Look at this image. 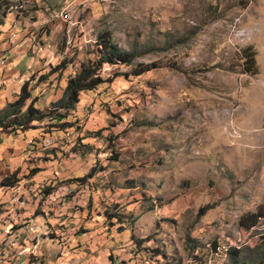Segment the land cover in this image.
I'll use <instances>...</instances> for the list:
<instances>
[{"label":"rangeland","instance_id":"1","mask_svg":"<svg viewBox=\"0 0 264 264\" xmlns=\"http://www.w3.org/2000/svg\"><path fill=\"white\" fill-rule=\"evenodd\" d=\"M107 33L135 63L105 64V80L122 75L82 92L67 128L38 124L63 140L61 175L33 188L34 173L22 177V213L45 217L30 231H44L42 252L60 264H229L232 248L264 253V0H0V69L15 63L30 83L24 115L33 99L50 112ZM138 64L157 68L131 75ZM11 225L16 264L40 263L19 240L27 224Z\"/></svg>","mask_w":264,"mask_h":264},{"label":"crops","instance_id":"2","mask_svg":"<svg viewBox=\"0 0 264 264\" xmlns=\"http://www.w3.org/2000/svg\"><path fill=\"white\" fill-rule=\"evenodd\" d=\"M14 67H15V63L13 64L11 63V66H9V68H7L4 72L1 71L0 69L1 71L0 74L2 76L4 75V77L9 78L6 79L4 82H1V78H0V82H1L0 84L2 85V83H4L5 85L4 89L0 90V110L5 108L9 103H13L14 101L17 100V97L21 91L20 89L22 88L23 85V80H21L20 78L21 76L20 72H17ZM17 67L21 71L23 70V68H25L23 67V62L19 63V66ZM38 104L39 107L40 106L42 107L41 100L38 101ZM41 127L42 126L39 125L38 128L35 130H29L26 132L18 130L11 134L0 132V183L5 178L16 173L18 179H20L17 186H20L25 181V179L22 178L24 175L28 174L29 172H33V170L39 169L40 173L38 174L36 173L32 175L30 180L27 181L28 183L31 184L30 187L33 188V186H35L36 183H38L42 178L51 177L50 176L51 174L54 175L55 173L54 171H56L57 176L61 175L56 167L59 161H54V158L58 157L55 160L60 159V153L61 154L63 153L62 149L64 147L63 140H61V137L60 138H55V136L52 137L50 133L44 132V129ZM37 139H39L40 141L38 142ZM48 145L55 146L51 150V152H48L49 149L47 150ZM60 145L61 147H59ZM12 194H13V188H5V187L0 188V206L3 205V207L0 208V244L7 239L6 232L9 231L8 227L11 225V222L13 221H16L17 223L22 222L23 224H27L25 225L26 227L24 228L28 227L27 229L28 231H26L27 234L25 233V235L20 236L19 240L23 239V241L26 242L28 245H30L32 242L33 245L32 251L35 252L38 251V253L41 254L39 256V259L37 258V261L39 260L40 263H35V264H49V262L51 264H60L61 261L52 263L53 257L50 256L49 253L46 255V253L42 252L44 251L42 249H44L47 240V238L44 237V231L40 232L39 234H32L30 232L32 230V227H34L35 225H39V221L45 219V217L42 215L43 217H38L36 219L34 218L29 219L26 214L22 213V209H27L26 208L27 201L25 197L20 201L16 202V199ZM37 201L34 203L35 207L38 206ZM48 203H49L48 200L44 202L45 205H47ZM10 228H12V225ZM17 232L20 235V231ZM15 236L17 235L15 234L14 237ZM80 240H82L81 237ZM9 243L11 244L12 242H8V244ZM12 245L14 252L15 250L17 251L21 250V247L18 245V243ZM27 250L28 247H26L25 251ZM19 254L24 255V252H21ZM11 256H12V252L10 253V256L8 255L5 256V258H3V261H5L7 264H13V263L16 264V262L14 261L16 257H11ZM20 260L21 262L17 264L29 263L27 261L28 260L27 257L26 258L21 257Z\"/></svg>","mask_w":264,"mask_h":264},{"label":"trees","instance_id":"3","mask_svg":"<svg viewBox=\"0 0 264 264\" xmlns=\"http://www.w3.org/2000/svg\"><path fill=\"white\" fill-rule=\"evenodd\" d=\"M97 44L99 51L98 59L88 64H82L80 71L75 76L69 78L63 96L58 102L54 103V108H52L50 112L37 108L35 106L36 101L33 99L28 106L26 115H24L22 108L25 106L27 100L32 99V90L29 89L30 83L28 81L25 82L17 101L9 103L4 109L0 110V132L11 134L18 130L23 132L35 130L38 128L37 125L45 122L47 118H50V121H55V123L60 124L59 126H55L54 124L49 126V132L58 131L57 128H59V130L67 128L66 125H68V122H66V119L69 113L75 110L76 105L80 102V95L82 92L92 91L99 85L112 82L122 75L121 73H116L112 78L105 80L101 76V69L103 66L105 64L111 66H129L135 63L138 57L135 52L125 51L115 44L109 33L101 37ZM252 62L255 63L254 60H252ZM64 65H66V63ZM155 68H157L156 64L152 66L138 64V66L133 68L131 75L140 76ZM129 75L130 74L127 73L124 74L125 77H129ZM19 115L22 117L21 120L17 119ZM12 117L15 119L13 120ZM9 119L12 120L8 121ZM36 172V170H33L34 174ZM19 181L20 179H18L17 174L14 173L0 183V188H14L18 185ZM84 181L83 179L77 180L79 183ZM47 193L49 195L51 190H47ZM205 209L208 208H203L201 213H205ZM245 227L249 228L251 226ZM230 253L231 258L229 264H264V253H261L256 258H245L244 253L237 248H232Z\"/></svg>","mask_w":264,"mask_h":264},{"label":"built area","instance_id":"4","mask_svg":"<svg viewBox=\"0 0 264 264\" xmlns=\"http://www.w3.org/2000/svg\"><path fill=\"white\" fill-rule=\"evenodd\" d=\"M13 195L14 198L17 201H20L22 199V197L24 196V189L21 188V186H17L15 188H13ZM7 234V239L4 241V245L3 243L0 244V264H7L5 261H3V258H5V256H7L9 254V244L8 242H14V239H16V236L14 238V236L10 233V230L8 232H6ZM11 243V244H12Z\"/></svg>","mask_w":264,"mask_h":264}]
</instances>
